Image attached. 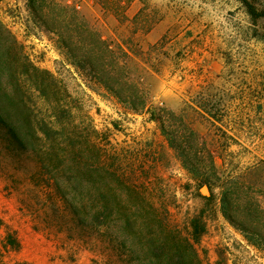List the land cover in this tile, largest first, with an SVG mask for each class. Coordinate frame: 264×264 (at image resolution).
Instances as JSON below:
<instances>
[{
    "label": "rangeland",
    "instance_id": "1",
    "mask_svg": "<svg viewBox=\"0 0 264 264\" xmlns=\"http://www.w3.org/2000/svg\"><path fill=\"white\" fill-rule=\"evenodd\" d=\"M54 1L83 16L128 71L140 74L156 119L84 80L57 35L45 30V22L53 24L48 8L38 10L39 18L27 0H0V60L9 63L20 49L29 63L55 75L75 140L102 147L101 162L114 161L129 185L119 191L121 204L132 205L125 196L142 188L182 234L201 214L206 232L195 248L204 264H264V250L221 212L229 176L252 186L264 205V18L253 20L237 0ZM185 163L197 167L191 172ZM2 166L0 264H138L126 231L137 224L119 219L112 239L104 228L86 232L47 174L35 177L26 160ZM72 174L62 165L57 170L63 183ZM8 235L19 242L17 249Z\"/></svg>",
    "mask_w": 264,
    "mask_h": 264
},
{
    "label": "trees",
    "instance_id": "2",
    "mask_svg": "<svg viewBox=\"0 0 264 264\" xmlns=\"http://www.w3.org/2000/svg\"><path fill=\"white\" fill-rule=\"evenodd\" d=\"M237 1L253 20L264 18L262 2ZM27 5L39 18L42 16L38 10L42 13L48 8L53 24L45 22L44 28L57 35L84 80L102 88L133 112L149 110V119H156L143 78L128 71L116 50L83 16L54 0H27ZM9 57V63L0 60V167L5 161L14 167L26 160L35 166V177L47 174L45 179L75 225L86 232L104 228L112 239V233L116 237L119 234V219L127 222V226L137 224V229L127 227L126 231L133 236L129 247L136 253L138 264H204L195 248L206 232L203 216L191 218L189 231L182 234L167 223L165 215L152 205L142 188L125 196V201H133L132 205L121 204L124 201L119 191L129 185L114 161L101 162V155L106 152L102 147L91 144L87 138L75 140L68 105L59 97V80L51 71L29 63L20 49L12 51ZM159 121L166 132L164 121ZM60 165L75 173L65 183L57 175ZM196 165L185 163L191 172ZM209 167L217 172L213 161ZM246 170L250 173L252 167ZM203 182L210 187L208 180ZM251 189L237 176L225 179L221 212L244 233L249 243L264 250V205ZM7 243L15 249L19 247L11 235L7 236Z\"/></svg>",
    "mask_w": 264,
    "mask_h": 264
},
{
    "label": "water",
    "instance_id": "3",
    "mask_svg": "<svg viewBox=\"0 0 264 264\" xmlns=\"http://www.w3.org/2000/svg\"><path fill=\"white\" fill-rule=\"evenodd\" d=\"M203 188L205 189L204 190L202 189V192L207 193V188L206 187H203Z\"/></svg>",
    "mask_w": 264,
    "mask_h": 264
}]
</instances>
